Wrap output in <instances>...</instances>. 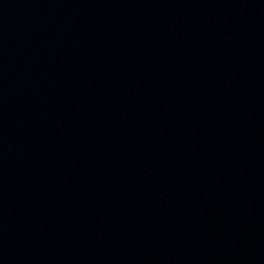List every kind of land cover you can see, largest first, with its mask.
<instances>
[{
  "label": "water",
  "instance_id": "1",
  "mask_svg": "<svg viewBox=\"0 0 264 264\" xmlns=\"http://www.w3.org/2000/svg\"><path fill=\"white\" fill-rule=\"evenodd\" d=\"M0 264H264V0H0Z\"/></svg>",
  "mask_w": 264,
  "mask_h": 264
}]
</instances>
